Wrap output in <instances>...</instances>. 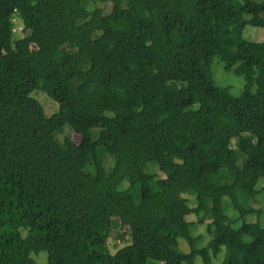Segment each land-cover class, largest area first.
Masks as SVG:
<instances>
[{
	"label": "trees",
	"instance_id": "16d2710c",
	"mask_svg": "<svg viewBox=\"0 0 264 264\" xmlns=\"http://www.w3.org/2000/svg\"><path fill=\"white\" fill-rule=\"evenodd\" d=\"M90 1L0 0V264H210L222 247V264H264L250 204L264 197V0ZM215 56L238 95L214 82ZM191 213L208 220L200 248ZM118 227L128 242L111 252Z\"/></svg>",
	"mask_w": 264,
	"mask_h": 264
},
{
	"label": "rangeland",
	"instance_id": "374dc122",
	"mask_svg": "<svg viewBox=\"0 0 264 264\" xmlns=\"http://www.w3.org/2000/svg\"><path fill=\"white\" fill-rule=\"evenodd\" d=\"M90 2L93 3L92 0ZM100 5L104 9V13L107 16H110L111 4L107 2V3H102ZM245 17L247 18L248 15H245ZM23 29L27 31L26 26L23 23H21L18 18L14 19V26H13L14 33L17 35H22ZM242 36L246 40L261 41L263 39V29L260 27H255V26L247 24L244 27ZM211 69H212V78L216 84L220 86H228L231 94L234 96L238 95L241 92L243 85H244L243 78L241 76H237L233 72H227L226 70H224V65L222 61L216 56L213 58ZM32 96L40 101L47 115H50L55 110H57L58 104L54 102L46 93L41 92V91H33ZM63 134L69 136L74 141H79V138H80L79 135L76 134L68 125L64 126ZM59 137H62V135H60ZM144 171L145 173H149L152 175L162 176V173L159 171L157 164L154 162L148 163L145 166ZM263 182H264L263 179H259L256 184V188L259 189L262 186ZM127 185H128L127 180L122 181L120 185V189H125ZM182 197L188 200L189 206L193 207L195 205L196 202H195V196L193 193L191 192L184 193L182 194ZM228 201L229 199L225 198L224 207L226 210V214L230 220H234L236 214L230 208ZM250 204L253 207L264 206V197H257L255 199H251ZM200 218H201V215L197 216L193 213L188 214L186 216L187 221L192 222V226L190 227V233L193 236H200V239L198 240L197 245H196L198 248L203 247L210 238V235L208 234V231H207L208 220L204 219L203 222L199 223ZM249 220H254V218H249ZM232 226L233 228L236 229L239 226V221L233 222ZM243 239L246 242L251 240L249 236H244ZM127 242L128 240H127V236L125 233V228L118 227L115 230H113L112 233L110 234L108 245H109V248L111 249V252H115L117 249L127 244ZM178 248L180 252L187 253L189 251V246L187 242L182 238L179 239ZM32 257L33 259H35L37 264H44L46 262L45 252H41L39 255L34 254L32 255ZM224 257H225V247H222V250L220 251V253L217 255L216 258L212 260L210 264H222ZM174 260L175 258H173L172 261ZM170 263L171 261L166 263V262L154 260V259L148 260V264H170ZM171 264H180V263L172 262ZM193 264H204V263L202 262L201 258L197 256L194 258Z\"/></svg>",
	"mask_w": 264,
	"mask_h": 264
}]
</instances>
